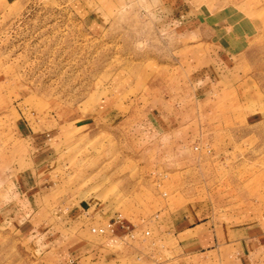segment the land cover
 Masks as SVG:
<instances>
[{
    "label": "rangeland",
    "instance_id": "1",
    "mask_svg": "<svg viewBox=\"0 0 264 264\" xmlns=\"http://www.w3.org/2000/svg\"><path fill=\"white\" fill-rule=\"evenodd\" d=\"M98 1L20 0L0 17V264H54L37 231L109 221L139 234L143 261L264 260L263 94L240 91L264 70V44L250 69L211 79L190 59L201 48L157 28L156 0ZM189 3L264 21V0ZM188 219L231 227L217 254L162 235ZM61 233L58 245L78 238Z\"/></svg>",
    "mask_w": 264,
    "mask_h": 264
},
{
    "label": "crops",
    "instance_id": "2",
    "mask_svg": "<svg viewBox=\"0 0 264 264\" xmlns=\"http://www.w3.org/2000/svg\"><path fill=\"white\" fill-rule=\"evenodd\" d=\"M18 1L20 0H0V17ZM92 1L95 8H102L99 1L98 3H95V0ZM156 2L157 8L154 13L162 17L161 21L155 23L157 28L175 26L177 29L175 33L181 41L183 40L189 45L193 43V47L197 49L201 48L200 53L190 56V59L200 60L198 69L208 73L211 79H215L216 75L219 77L225 73L230 81L229 76L233 74L229 70H235V61L243 60V63L247 61L250 69L251 61L259 56L253 52L255 49L259 51L263 49L264 21L251 19L240 11L228 8L216 12H212L208 8L205 11L202 7H192L189 0H156ZM164 12L174 13L175 17L178 16V20L173 21L171 17L164 18ZM192 12L193 14H191ZM192 15L193 17H190ZM218 62L220 63L218 64ZM254 76H257L256 80L250 83L251 77ZM250 85L255 86L263 94V100L259 103L264 107V70H253L251 75L249 73L247 79L244 78L240 91H248ZM235 87L236 90L239 88V86ZM242 103L245 104V101ZM259 114L257 122L262 123L264 116ZM253 117L255 118V115L249 114L245 122L250 123ZM20 184L23 185V180L20 181ZM20 184L17 183L18 187L15 185L17 193L24 197V203L27 204V198L35 197V194H30V189H34V187L28 186V183L24 181L25 186L28 187H24L26 190L23 191ZM36 212L38 211L36 210ZM186 222L188 223L187 226L184 225L178 231L165 230L162 234L163 236H170L171 234L180 236L190 233L187 236L191 237L190 241L188 238L186 244L178 243L177 250L185 254L188 250L193 253H202L208 249H212L210 252L207 251L208 253L217 254L219 248H216L215 237L222 229L231 230V227L218 226L212 220L203 223L199 221L191 223L188 219ZM108 223L115 224L117 221H109ZM123 227L117 223L115 233L104 236L93 235L91 231L95 228L91 230L81 228L76 233H70L71 229L68 227L58 231L54 230L55 227L53 226L47 230L37 231L35 234L46 237L43 244L44 252L54 264H170L169 262L157 263L152 258L143 261L147 257V251L145 252L146 249H144L146 245H143L139 234L129 233L127 228ZM62 231H65L66 235L69 234L78 238H75L73 242L70 240V242L66 241L58 245L57 241H63V238H60L63 235ZM247 259L248 261H246ZM247 259H242L241 264H264L261 257L256 261L249 259V257ZM230 264L234 263L230 262Z\"/></svg>",
    "mask_w": 264,
    "mask_h": 264
},
{
    "label": "built area",
    "instance_id": "3",
    "mask_svg": "<svg viewBox=\"0 0 264 264\" xmlns=\"http://www.w3.org/2000/svg\"><path fill=\"white\" fill-rule=\"evenodd\" d=\"M117 223H119L123 227V224H122L121 221H117ZM117 223H115V224L112 223V224H108V225H105V226L97 228V229L96 228L92 229V232L95 233V234L101 235V236H104V235H107V234H114Z\"/></svg>",
    "mask_w": 264,
    "mask_h": 264
}]
</instances>
